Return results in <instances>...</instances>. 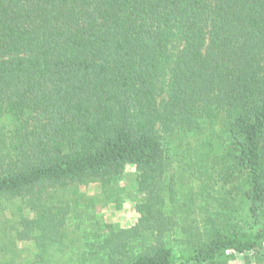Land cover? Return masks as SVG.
<instances>
[{
  "label": "trees",
  "instance_id": "obj_1",
  "mask_svg": "<svg viewBox=\"0 0 264 264\" xmlns=\"http://www.w3.org/2000/svg\"><path fill=\"white\" fill-rule=\"evenodd\" d=\"M130 166L136 219L78 264H264V0H0L15 236L44 256L82 207L70 188Z\"/></svg>",
  "mask_w": 264,
  "mask_h": 264
},
{
  "label": "rangeland",
  "instance_id": "obj_2",
  "mask_svg": "<svg viewBox=\"0 0 264 264\" xmlns=\"http://www.w3.org/2000/svg\"><path fill=\"white\" fill-rule=\"evenodd\" d=\"M183 180L184 185L179 195L181 192H187L193 183H199V180L190 177L188 172H185ZM135 186V172L130 166L110 183L96 181L70 188L68 194L78 198L82 207L79 208V213L74 210L67 216L65 230L68 236L61 242L50 245L44 256H39V248L33 240H20L15 236L22 225L17 223V216L7 209V203L0 200V246L5 247L4 252L0 251V264L4 261L10 264H39L42 259L47 260L45 264H78L80 252L91 246V242L98 235H104L106 230L114 227L128 226L136 219L134 204L141 194ZM10 224H13V227L10 228ZM243 263L244 258L237 256L228 264Z\"/></svg>",
  "mask_w": 264,
  "mask_h": 264
}]
</instances>
